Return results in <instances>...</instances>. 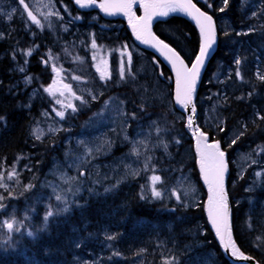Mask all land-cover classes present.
<instances>
[{"label":"trees","instance_id":"trees-1","mask_svg":"<svg viewBox=\"0 0 264 264\" xmlns=\"http://www.w3.org/2000/svg\"><path fill=\"white\" fill-rule=\"evenodd\" d=\"M194 1L214 17L218 30L216 51L207 64L194 94L200 112L198 120L210 140L219 141L221 150L226 152L229 168L227 191L232 207L234 238L244 253L264 264V187L246 191L250 170L247 169L241 174L236 164L240 152L259 151V154H264V120L257 116V113L264 116V81L255 74L258 69L260 75H264V0H257L262 7V14L255 16L244 10L241 0H230L224 12L219 11L223 6L222 0ZM56 2L67 18H106L95 8L89 11L79 10L72 0ZM208 3L212 4V8L206 7ZM135 10L137 14L140 13L139 7ZM115 21L122 26L118 33L120 36L111 33L110 41L105 42L101 36L96 37L95 41H99L103 46L106 44L104 47L107 48L134 47V40L125 23L121 19ZM249 29L254 31L249 32ZM23 31L24 23L20 22L14 31L0 37V117L4 118L0 120V172L18 166L15 190L19 192H15L17 195L14 193L17 198L12 199V202H15L19 209H15L7 199L4 203L21 221L14 226L19 227L20 232L0 235V264H162L165 256L170 253L175 254L177 258L175 264H199L196 258L199 256L203 259L209 253L214 258L213 264H232L224 256L207 222L204 210L207 194L196 164L191 128L181 117V112L175 111L173 105L148 106L139 98L138 89L127 82L105 88L110 89L109 95L116 94L121 100H127V112L131 115L135 113L134 117L140 120L137 126L143 124V127L147 128L149 122L153 121L162 138L164 136L166 149L154 148L148 161L150 170L161 177L156 187H168L174 177V172L169 174V171L188 169L198 192L197 203L185 205L175 199L174 203L159 198L150 200L144 186V174H139L128 180L113 183L108 188L97 185L94 189H85L70 200L69 213L57 214L47 222L43 220L46 210H43L40 204H30L39 212H33L29 222L21 219L23 209H26L24 207L30 206L29 203L36 193L34 189L25 190L26 184L39 186L36 178L46 173L53 156L60 153V136H64V130L61 129L56 142L58 145H50L47 139L41 143L30 142V136L33 135L31 130L34 128L33 119L44 102L33 98L35 100L29 108L28 95L25 97L17 87L20 83L22 89H29L21 83L22 80L19 81L21 74L15 69L17 64H24L27 58L23 53L32 45V41L24 44L26 36ZM154 32L176 47L189 64L199 50L198 29L183 15L170 14L169 18L161 19V22L155 23ZM245 32L248 34L237 35ZM89 38H92V34ZM43 39L49 42L52 37L48 32H44ZM71 46L75 52H82L80 48L77 50V47ZM237 46L240 47L234 51ZM66 48L68 53V46ZM145 52L150 60L159 61L153 69L158 67V77L164 81L166 91L173 101L171 71L155 54ZM40 55L38 52L31 56L27 68L33 73L35 84L43 87L50 81L52 71L39 61ZM42 56L47 58L44 54ZM237 58L242 61L239 65V78L235 75L237 65L234 60ZM228 70L231 72L224 76L225 81L220 82L214 78ZM145 82L146 80L143 82L144 86ZM139 84L142 83H138L140 87ZM214 92L221 97V122L215 128H210L201 122V103ZM222 92L225 94L220 96ZM129 105L143 106V109L133 107L131 111ZM41 115L42 113L39 117ZM129 120L132 118L129 117ZM68 127L69 124H66L65 129ZM221 128L224 130L221 131ZM238 132H244V135L229 147L232 140L240 135ZM36 150L41 157L38 160L33 154ZM29 157L36 159L35 163L29 164ZM24 162H27L28 167ZM105 189L111 191L105 192ZM6 193L5 198L8 197V192ZM141 195L145 199H140ZM78 204L85 206L76 207ZM7 207L5 209H8ZM1 211L0 218L5 213ZM29 232L32 235H28ZM110 236L114 238L109 239Z\"/></svg>","mask_w":264,"mask_h":264},{"label":"rangeland","instance_id":"rangeland-1","mask_svg":"<svg viewBox=\"0 0 264 264\" xmlns=\"http://www.w3.org/2000/svg\"><path fill=\"white\" fill-rule=\"evenodd\" d=\"M26 2H28L32 10L41 20L43 28L31 24L28 21L26 14L16 0H0V37H4V35L14 31L15 26L19 24L20 21L23 22L25 30L29 32V37L24 39V44L27 45L31 40L33 42V47L31 48L33 49V52L38 51L39 54L43 53L47 57L50 64L55 65L57 69L62 71L63 75L60 79L61 82H58V86H62V84L71 85L72 91L75 92L77 96H82L85 100L91 98L92 95H99L102 93L101 98L93 101L94 104H90L92 111L89 113L86 112V115H84L81 112L84 110L88 111L87 109H90V107L86 108L81 105L80 101L72 99L67 92L64 97H60L59 94L53 97L44 91V89L52 83L53 79L58 80V76L53 72V70L50 73V81L42 88L38 89L35 87L32 89L30 88L34 79L32 75H28L26 68V72H19L21 75L24 74V76L20 79V81L22 80L21 83L29 87L28 94L24 92V89H21L25 97L28 95L27 104H29L33 98H39L43 95V98L40 99V102H44L40 109L42 115L40 117L39 115L37 116V120L35 121L33 128V136L35 138L40 137L39 139L49 138L50 145H52V142L54 143L56 140L58 141V132L61 129L64 130V136H60L62 138L60 143L61 147H59L60 153L53 156L46 173L36 178L39 186L34 185L33 188H30L35 189L36 187L37 190H34L36 193L33 195V200H31L29 204H42L46 211L51 205L53 211H55L56 206L61 204V202H57L54 199L56 194H61L65 196L68 201H70L75 195L82 193L85 189H94L97 185L104 186L103 188H108L113 183L128 180L134 176H138L139 174H144V186L146 193L149 195V199H155L151 196V188L153 185L150 178L152 175L159 174L150 170L148 161L150 152L154 148L166 149L164 136L162 138V135H160V132L153 121L149 122V126L147 128L143 127V124L138 127L137 125L139 122H136L134 126L136 127V130L135 128L134 130H129L130 127L128 124L129 117L127 110L122 107L123 105L121 103H118L113 99L109 101L107 100L111 95H109V92L106 91V88H104L105 86L102 85V83L105 84L108 81H102L100 78H97V83L94 82L89 71L92 69L97 72L96 64L105 60L109 50V54H113L115 52L118 54L120 53L119 61L121 59V54L123 53V58L126 62L128 52L127 48L124 49L118 46V48H104L103 44L99 43V41H96V44H98L97 47L92 48V40L100 35L96 34L95 29L93 31L90 29L91 32H88V34H92V38L89 40H80L78 36H83L80 31L82 28L76 30L74 27L76 24L72 23H81V21L75 19L72 22H67V16H65L63 11L60 9L56 0H26ZM241 2L244 10L248 13L255 12L256 15L262 14V7L257 0H241ZM49 3L51 10L59 12L60 16H53L48 19H44L42 15L36 13L35 10L37 8L40 9V12L48 11L44 5H48ZM13 7L17 8V11L12 13V19L9 20L7 14L11 13V9ZM30 27L33 29H30ZM5 31L7 32L5 33ZM84 31L87 32V29H84ZM44 32H48L52 37V40L49 42L44 41ZM107 37H110V35L108 34ZM71 45L77 47L75 48L77 50L78 48L86 45V50L84 49V53H78L73 50L74 48H72ZM100 45L103 47H100ZM66 46H68L69 49L68 53H66ZM134 47L137 48L136 46ZM239 47L240 46H237L234 51H237ZM34 48H36V51ZM113 48L116 49L114 50ZM139 51L141 52L140 49ZM86 53H88V56L90 57L88 63H85L83 57ZM93 56L96 57L95 60L93 59ZM150 63L151 60L149 57L143 54L141 61H138L137 66V71L142 76V80H138L136 82L137 85L135 84L133 86L138 89L139 98L144 104L154 103L155 106H158V104H164L166 107H171L174 105L172 103V98L169 96L166 91L165 84L161 83L162 80L159 79V77L152 81L151 86H147V82H145V86L143 85V82L148 76V72L149 76L157 73L156 69H151ZM128 69V65L125 63V78L122 81L120 77H118L119 70H116L113 67L111 79L109 81L115 80L114 82L116 84L123 82L130 84V81H133V79L130 80V78L134 76L135 71L132 69V65L130 69L131 71H128ZM128 72H130V74ZM131 72L133 74L132 77ZM257 73L258 72H256V76L258 77ZM258 74L260 75V73ZM114 75L116 77H114ZM25 77H31V83L26 84ZM75 77H79V79H75ZM139 82L142 83L139 84L141 85L140 87L138 86ZM97 85H100L101 87ZM19 86L22 88L20 83ZM141 87L144 89L142 90ZM224 94L225 92H222L220 96ZM208 97L201 103V122L206 127L215 128V126L221 122V97H219V95L215 92L210 95V98ZM56 99L64 100L65 104L71 100L72 103L76 104L78 112L73 114L71 110H67L65 118L61 119L56 115L57 111L62 110L61 105L56 104ZM105 100L108 102L107 104H105ZM103 102L104 105L102 106ZM101 107L103 111L101 110ZM132 109L133 106L131 110ZM122 110L125 111L123 112ZM180 114L187 122L189 116L184 111ZM199 114L200 112L198 108V116ZM75 117L76 119H74ZM66 124H69V127L65 129ZM235 130L239 131V129ZM131 133H134V135L132 136ZM56 145H58V143ZM56 148H58V146H56ZM89 149H91L90 152L88 151ZM37 152L38 150H36L34 154L35 158L38 160L41 157ZM258 152L259 151L240 152L238 153L236 159L238 171L241 174L247 169L250 170L248 174V189H250V191L256 187H264V154H259ZM24 165L28 167L27 162H24ZM17 168L18 166L16 168H9L5 172L1 171L4 175V183L8 185V188L0 189V195H4L6 191H13V189L15 190L17 188L15 185V181H18L17 175L13 177L11 181L8 180V172L15 171L17 173ZM81 171H83L84 175H80ZM173 172L174 177L170 180L168 187L164 189L157 188L162 193L159 199L165 200V202H173V199H175L176 202L183 203L185 205H193L197 203L198 192L190 171L188 169H180L178 171H169V174ZM257 172L260 173L259 176L256 175ZM134 173L139 174L134 175ZM173 192L180 196L179 200L176 199ZM15 197L17 198V196ZM5 199L9 198L6 197ZM31 207L32 206L28 208L25 207L27 209H23L25 214L21 215L22 220L29 222L32 213L36 212V209ZM5 211L6 214L4 213L1 219H10L14 216L15 219L18 220V217L14 215L13 211L10 212L9 208L5 209ZM7 233L8 231L6 228L4 230L3 228H0V235L6 236ZM171 256H175V254L170 253L165 256V258Z\"/></svg>","mask_w":264,"mask_h":264},{"label":"snow or ice","instance_id":"snow-or-ice-1","mask_svg":"<svg viewBox=\"0 0 264 264\" xmlns=\"http://www.w3.org/2000/svg\"><path fill=\"white\" fill-rule=\"evenodd\" d=\"M17 3L23 7L24 13L28 18V21L31 24H34L38 27L43 28L41 20L38 19L37 14H34V11L30 9L29 4L26 3V0H17ZM74 3L80 8H87L90 6H97L108 15L123 14L127 17L128 24L131 26L133 33L136 36V39L142 42L144 45L150 46L154 49L164 60L170 65L172 71L175 74V100L178 104L182 105L184 108H188L189 105H192L191 112L193 115H190L187 120V126L191 128L194 124V114L196 112L195 105L193 104V96L197 89V83L201 78L202 70L206 67V61L212 55V50L217 42V28L216 23L212 15L208 11L202 10L197 6V3L193 0H74ZM230 0H222V7L219 8L220 12H224L229 6ZM134 5H138L139 8L143 10L142 15H137L133 10ZM48 11L40 12V9L37 8L35 11L43 16L44 19H48L53 16H60V13L57 11H52L50 3L44 5ZM207 8H212V4H206ZM17 8L13 7L11 13H8V19H12V13H15ZM183 14L193 21L198 28L199 32V50L195 54L194 59L191 60L190 66L186 62L185 58L181 55V52L177 50L176 47H173L171 44L167 43L164 39H161L152 31V25L154 22H161L162 18H169L170 14ZM253 16L256 15L255 12L252 13ZM154 18H156L154 20ZM73 19H81V17L76 16ZM254 31L249 29V32ZM247 35L248 33H237V35ZM228 35V33H225ZM177 38V37H174ZM92 48H96L97 44L95 39L92 40ZM33 53V49H28L23 53L26 57H30ZM123 53L121 54V59L119 62V77L121 80L125 78V63H127L129 70L132 65V53H127V60L125 62L123 58ZM15 57V53H13ZM51 59V57H50ZM95 60L96 57L93 56ZM25 65H27L28 60L25 59ZM47 63V61H45ZM157 64L159 61L156 62ZM242 63L240 58L234 60V64L237 65L235 75L239 78L241 77V72L239 70V65ZM53 72L59 75L60 69H57L53 65ZM96 70L99 73V78L102 81H108L111 79V72L108 68L107 61H101L96 64ZM18 71L24 72L25 67H18ZM161 75L163 73L161 72ZM258 75V78L261 81H264V75ZM31 77H25V83H31ZM79 79V77H75ZM50 96L55 97L59 94L60 97H64L67 92L72 99L80 101L81 105L87 106L88 101L85 100L82 96H77L75 92L72 91L71 85L62 84L58 86V81L53 79L52 83L44 89ZM99 95H102L99 94ZM99 95H92L91 99L93 101L99 99ZM251 95V93H249ZM56 104L61 105V109L56 112V115L61 119L65 118L66 111L71 110L73 114L78 112L76 104L72 103L69 100L65 104L64 100L56 99ZM108 102L105 101V104ZM143 107V106H142ZM135 116V113L132 114ZM257 116L260 120H264V116H261L257 113ZM3 117H0V120H3ZM246 127V126H245ZM221 131L224 129L221 128ZM159 131V129H158ZM193 135L196 136V148L199 155V166L200 171L203 175V180L208 188V199H207V216L210 221L212 228L215 231V235L218 238V242L222 250L229 254L232 258H239L244 261L252 260L253 257L246 255L241 248L239 247L236 239L234 238L233 224L231 220V209L229 203V195L225 188V175L228 172V162L226 160V152L221 150L220 142L215 141L213 143H208V137L205 132H199V135H196V132H193ZM244 132H241L236 139H233L229 147L237 143V140L240 136H243ZM39 138V137H37ZM166 147V145H165ZM89 152L91 149L88 150ZM135 151V150H134ZM147 167V165H146ZM139 173H134L138 175ZM17 173L15 171L8 172V180L11 181ZM80 175H84L81 171ZM257 176L260 175L259 172L256 173ZM243 178V177H241ZM152 188L151 196L153 198H160L162 193L155 186L157 182L161 181L159 175L151 176ZM118 186V184L116 185ZM34 185H27L25 190L33 188ZM8 185L4 183V175L0 172V189H7ZM250 190V189H246ZM111 191V189H105V192ZM173 195H176L173 192ZM8 198L15 199L11 190L8 191ZM54 199L57 202H61L60 205L56 206V210L53 211L52 206L50 205L46 214L43 217L45 222L48 221L50 217H53L57 214L69 213L71 211L70 201L66 199L65 196L61 194H56ZM140 199H145L143 195L140 196ZM176 199L179 200L180 196L176 195ZM5 200L4 195H0V210L5 209L7 206L3 201ZM85 205H76V207H84ZM21 221H18L13 216L10 219H0V228H6L9 233L16 231L20 232L19 227H14L18 225ZM28 235H32L31 232ZM114 237H109L113 239ZM199 264H213V259L209 253L207 256L197 257L196 258ZM176 257L171 256L164 258L162 264H175ZM258 264V262H257Z\"/></svg>","mask_w":264,"mask_h":264},{"label":"bare ground","instance_id":"bare-ground-1","mask_svg":"<svg viewBox=\"0 0 264 264\" xmlns=\"http://www.w3.org/2000/svg\"><path fill=\"white\" fill-rule=\"evenodd\" d=\"M194 1V0H193ZM73 2V1H72ZM195 2V1H194ZM74 3V2H73ZM195 3H197V2H195ZM242 3V2H241ZM75 5V4H74ZM197 6L198 7H200L198 4H197ZM201 8V7H200ZM202 9V8H201ZM90 10V9H89ZM88 10V11H89ZM210 14V13H209ZM66 16V15H65ZM214 18V17H213ZM91 19V18H90ZM74 19L73 18H67V22H72ZM83 20H85V18H83L82 20H81V23L82 24H89V22H87V21H85V22H83ZM91 20H93V19H91ZM95 21V20H94ZM21 22V21H20ZM72 24H76V26H79L77 23H72ZM81 24V25H82ZM216 27H217V25H216ZM12 28V27H11ZM25 28V27H24ZM90 29H91V31H92V29L94 30L95 28L93 27V26H90L89 27ZM108 28H112V27H108ZM90 29H89V32H91L90 31ZM13 30V29H12ZM29 30V29H28ZM112 30V29H111ZM110 31V30H109ZM100 32V31H99ZM103 32V31H102ZM104 33H107V32H104ZM109 33V32H108ZM116 33V32H115ZM114 33V34H115ZM217 33H218V30H217ZM83 34V36H78V38L80 39V40H84V39H87V38H89V34H88V32H86V33H82ZM23 35H25L24 33H23ZM94 35V34H93ZM110 36H111V34H109ZM112 35H113V33H112ZM30 36H32V35H30ZM108 36V35H107ZM76 37V36H75ZM93 37H95V36H93ZM100 38H102L105 42H107L108 40L110 41V37H105V36H102V37H100ZM90 39V38H89ZM89 39H87V40H89ZM96 39V38H95ZM79 40V41H80ZM86 40V41H87ZM31 41V40H30ZM29 41V42H30ZM101 41V40H100ZM102 42V41H101ZM98 43V42H97ZM100 43V42H99ZM110 44V43H109ZM45 45V44H44ZM83 45H84V43H83ZM98 45V44H97ZM106 45V44H105ZM104 45V46H105ZM86 46V45H85ZM84 46V47H85ZM102 45H100V47H101ZM108 46V45H107ZM110 46V45H109ZM33 47V42H32V45H31V48ZM103 47V46H102ZM119 47V46H118ZM118 47H116V48H118ZM104 48H107V47H104ZM110 48H112V47H110ZM115 48V49H116ZM121 48V47H120ZM119 48V49H120ZM30 49V48H29ZM60 49V48H59ZM79 49V48H78ZM81 49V51L83 52L84 51V48H80ZM118 49V50H119ZM125 49V48H124ZM134 49V48H133ZM135 49H138V48H135ZM86 50V49H85ZM107 50V49H106ZM109 50V49H108ZM110 51V50H109ZM109 51L107 52L108 54H109ZM123 51V50H122ZM144 51H146V50H141V52H138V53H140V55H139V59H138V61H141V58H142V56H143V54H145L146 56H147V54H146V52L144 53ZM42 52V51H41ZM119 52V51H118ZM136 52V51H135ZM149 52H152L153 54H155L161 61H162V63L163 64H165V62H164V60H163V58L156 52V51H153V50H151V51H149ZM84 53V52H83ZM41 55L38 57L39 58V61H41V62H45V61H47V62H49L48 60H47V58H44L43 56H42V54L43 53H40ZM120 54V53H119ZM118 54V55H119ZM137 54V53H136ZM110 55V54H109ZM116 55H117V53H116ZM118 55H117V57H118ZM111 56V55H110ZM26 57V56H25ZM84 57V60H85V63H88L89 62V56H88V53H86L85 54V56H83ZM148 57V56H147ZM213 57V56H212ZM212 57H211V59H212ZM27 58V57H26ZM147 59V58H146ZM210 59V60H211ZM209 60V61H210ZM25 61V60H24ZM23 61V62H24ZM106 61H109V59L108 60H106ZM18 62V61H17ZM119 59H113V67H114V69H116V70H119ZM157 62V60L156 59H152L151 60V63H150V66H151V69H153V67H155L156 66V63ZM187 62V61H186ZM19 63V62H18ZM209 63V62H208ZM28 64V63H27ZM49 64H50V62H49ZM109 64V63H108ZM133 64H134V62H133ZM23 66L25 65V63L24 64H22ZM21 65V66H22ZM135 65V64H134ZM166 65V64H165ZM167 66V65H166ZM189 66H190V64H189ZM27 67V66H26ZM168 67V66H167ZM207 67V66H206ZM133 68V67H132ZM169 68V67H168ZM17 71H18V64H17V68H15ZM156 70H157V73H155V74H157V76H155V77H158V67L157 68H155ZM206 69V68H205ZM170 70V69H169ZM126 71V70H125ZM128 71H129V69H128ZM131 71V70H130ZM136 72L135 73H137L136 75H137V79L138 80H142V76L139 74V72L137 71V70H135ZM171 71V70H170ZM20 71H18V73H19ZM26 72V71H25ZM110 72H112V71H110ZM205 72V71H204ZM230 70H228V71H226V72H224L221 76H216V77H214V78H217V79H219L220 80V82L221 81H223L224 80V76H228L229 74H230ZM256 72H258V69H256V71H255V74H256ZM27 73H29L30 75H32L33 76V79H34V75H33V73L31 72V71H29L28 69H27ZM116 73V72H115ZM129 74H130V72H128ZM172 73V76H173V90H174V84H175V76H174V74H173V72H171ZM259 73V72H258ZM28 74V75H29ZM112 74V73H111ZM119 74V73H118ZM128 74V75H129ZM131 74H132V72H131ZM204 74V73H203ZM92 75V74H91ZM99 75V74H98ZM97 75V76H98ZM117 75V74H116ZM127 76V75H126ZM130 76V75H129ZM128 76V77H129ZM133 76V74L131 75V77ZM152 76V75H151ZM151 76H149V72H148V76H147V78L145 79L146 80V82H147V86H150L149 84H148V81H150V83L152 82V81H154V79L155 78H153L152 79V77ZM92 78H93V80H94V82H96L97 83V80L99 79V76H98V79L97 78H95V77H93V75L91 76ZM116 77V76H115ZM118 77H119V75H118ZM134 78H135V76H134ZM20 77H19V81H20ZM51 79V78H50ZM97 79V80H96ZM119 79V78H118ZM157 79V78H156ZM120 80V79H119ZM128 80H129V78H128ZM130 80H132L131 78H130ZM138 80H136L135 82H137ZM162 80V79H161ZM100 81V80H99ZM99 81H98V83H99ZM113 81H115V80H113ZM123 81V80H122ZM215 81V80H214ZM225 81V80H224ZM102 82V81H101ZM108 82L110 83V81L108 80ZM117 82V81H116ZM130 82H132V81H130ZM219 82V81H218ZM34 83V84H33ZM33 83H32V86H31V89L32 88H42V87H40L39 85H37V84H35V80L33 81ZM84 83V82H83ZM86 83V82H85ZM124 83V82H123ZM134 83V82H133ZM162 84H164V81L162 80V82H161ZM103 84V83H102ZM108 84V83H107ZM111 84V83H110ZM106 85V84H105ZM109 85V84H108ZM115 85V84H114ZM121 85V84H120ZM130 85H132L133 86V84H130ZM152 85V84H151ZM97 86H100V85H97ZM107 86V85H106ZM109 86H111V85H109ZM17 87L19 88V91L21 92V93H23V91L21 90L22 88H20V86H19V84L17 85ZM101 87V86H100ZM99 87V88H100ZM114 87V86H113ZM199 87V86H198ZM94 88V87H93ZM102 88H103V86H102ZM105 88V87H104ZM120 88V87H119ZM198 89V88H197ZM28 91H29V89H27V91H24V92H26L27 94H28ZM106 91L107 92H110V89H106ZM112 91V90H111ZM197 91V90H196ZM196 93V92H195ZM104 94H105V92H104ZM111 95V94H110ZM173 96V95H172ZM102 97V95H99V98H101ZM40 98V97H39ZM43 98V97H42ZM35 99L36 100H38V98L37 97H35ZM35 99H32L31 100V102H33ZM115 100V101H117V102H119L120 101V97H118V95H116V94H114V96H110L107 100ZM122 100H124V99H122ZM38 101H40V99L38 100ZM47 101V100H46ZM45 101V102H46ZM87 101H88V105L86 106V108L87 107H90V104H94L93 103V100L91 99V98H89V99H87ZM96 101V100H95ZM106 101V100H105ZM104 101V102H105ZM127 101V100H126ZM31 102L28 104V107L30 108L31 107ZM104 102H103V104H102V106L104 105ZM114 103H116V102H114ZM134 103H137V102H134ZM173 104H174V102H172ZM194 105H195V108H196V112H195V119H196V123H197V125H198V127H197V129L198 128H201V126H200V121L198 120V103L195 101V99H194ZM124 106V105H123ZM122 106V107H123ZM130 107V110H131V108H132V105H129ZM152 106H154V103L152 104ZM174 106V105H173ZM125 107V106H124ZM134 107V106H133ZM146 108L148 107V106H145ZM175 107V106H174ZM103 108H105V107H103ZM128 108V107H127ZM88 111H86V110H84L83 112H81V113H83L84 115H86V112L87 113H89L90 111H92V109H91V107H90V109H87ZM101 110H102V107H101ZM178 109H175V111L176 112H183L182 110H178ZM42 111H44V110H42ZM80 111V110H79ZM103 111V110H102ZM123 112L125 111V110H122ZM129 111V110H128ZM132 111V110H131ZM100 112V111H99ZM136 112V111H135ZM42 112H41V110L38 112V114L35 116V118L33 119V124L35 123V121L37 120V116L38 115H40ZM95 113H97V112H95ZM102 113V112H101ZM129 114V117H131L132 118V120L131 121H128V124H129V127H130V129H132V130H134V128H132L131 127V125H130V123H135V121L136 122H140V120L137 118V117H132V115L130 114V113H128ZM83 115V116H84ZM80 117H82V116H80ZM127 118V117H126ZM74 119H76V117L74 118ZM128 119V118H127ZM73 124V123H72ZM32 127H33V125H32ZM33 129V128H32ZM202 129V128H201ZM203 130V129H202ZM33 130H31V132H32ZM204 131V130H203ZM206 133V132H205ZM238 133H240V132H238ZM207 134V133H206ZM32 135V134H31ZM36 137H37V135H36ZM63 137V136H62ZM191 137H192V132H191ZM30 138H31V140H30V142L31 143H33V142H36V143H41L42 141H46L45 139L44 140H42V139H39V138H35L33 135L32 136H30ZM47 142H49L50 143V140L49 139H47ZM56 142H58L57 140L53 143L52 142V144H56ZM36 145V144H35ZM38 145V144H37ZM194 149V148H193ZM195 153V152H194ZM33 154H34V152H33ZM34 157V156H33ZM33 157H32V159L29 157L28 159H27V161H28V163L29 164H31V163H35V160L33 159ZM195 157H196V155H195ZM40 159V158H39ZM32 161V162H31ZM50 163V162H49ZM197 164V163H196ZM228 173H229V168H228ZM200 175V174H199ZM227 179H228V176H227V178H226V180H225V188H226V191H227ZM201 180V179H200ZM29 183H27L26 184V186L28 185ZM31 185H34L33 183H31ZM204 187V186H203ZM14 190V189H13ZM35 191L37 190L36 188L34 189ZM27 191H29V189L27 190ZM4 192V191H3ZM7 192V191H6ZM13 192V191H12ZM17 193V192H19V191H14L13 192V196H14V193ZM228 192V191H227ZM15 193V194H16ZM27 193V192H26ZM7 194V193H6ZM18 194V193H17ZM16 194V195H17ZM31 194V193H30ZM34 194V193H33ZM206 194H207V196H208V193H207V191H206ZM20 196H22V194L20 195ZM176 196V195H175ZM207 196H206V199H207ZM29 197V196H28ZM30 197H32V196H30ZM19 198V197H18ZM206 199H205V201H204V204H205V202H206ZM14 200V199H13ZM16 200H18V199H16ZM7 201H9V203L10 204H13L14 205V207H16V209L18 210L19 209V207L15 204V202L13 203L12 202V199H7ZM4 202V201H3ZM17 202V201H16ZM35 203V202H34ZM174 203V202H173ZM229 203H230V209H231V220H232V207H231V202H230V199H229ZM26 205H27V203H26ZM30 205V204H29ZM33 205V204H32ZM41 206H42V204H40ZM22 205H20V207H21ZM24 206H25V204H24ZM31 206V205H30ZM30 206H28V207H30ZM37 206V205H36ZM43 207V206H42ZM8 208V207H7ZM25 208V207H24ZM32 208V207H31ZM27 209V208H26ZM35 209H36V207H35ZM38 210V209H37ZM43 210H44V208H43ZM205 210V209H204ZM2 211H4V210H2ZM1 211V212H2ZM7 211V210H6ZM6 211H4V212H6ZM24 211V210H23ZM37 212H39V211H37ZM36 212V214H38ZM6 214V213H5ZM24 214V213H23ZM1 215H3V214H1ZM17 216V215H16ZM3 217V216H2ZM25 217V216H24ZM1 219V218H0ZM235 237V236H234ZM246 254V253H245ZM247 255H249V254H247ZM251 256V255H250ZM254 258V257H253ZM229 259V258H228ZM255 259V258H254ZM230 260V259H229ZM231 261V260H230ZM259 263V262H258ZM233 264V263H232ZM260 264V263H259Z\"/></svg>","mask_w":264,"mask_h":264},{"label":"water","instance_id":"water-1","mask_svg":"<svg viewBox=\"0 0 264 264\" xmlns=\"http://www.w3.org/2000/svg\"><path fill=\"white\" fill-rule=\"evenodd\" d=\"M73 2H74V0H72ZM194 2V1H193ZM27 3V2H26ZM98 3H99V0H98ZM75 4V3H74ZM75 6L79 9V10H81V11H88L89 9H91V8H95V9H97L98 10V12L103 16V17H106V18H112V19H121L124 23H125V26H126V28L128 29V31L130 32V34L132 35V38H133V40H134V43L136 44V46L137 47H139L140 49H142V50H146V51H151V50H153V51H155L154 49H152L150 46H147V45H144L142 42H140V41H138L137 39H136V36H135V34L133 33V31H132V29H131V26L128 24V20H127V17H125L123 14H116V15H108V14H106V13H104L99 7H98V5L97 6H90V7H87V8H80L78 5H76L75 4ZM22 7V6H21ZM30 7V6H29ZM136 7H139L138 5H134V7H133V10L136 12ZM22 9H23V7H22ZM30 9H31V7H30ZM140 9V13L139 14H137V12H136V14L137 15H142L143 14V10L141 9V8H139ZM203 10V9H202ZM205 11V10H204ZM26 14V13H25ZM35 14V13H34ZM178 14V13H177ZM179 15H183V14H179ZM211 15V14H210ZM184 16V15H183ZM186 17V16H185ZM188 18V17H187ZM156 18H154V20H155ZM163 19V18H162ZM190 19V18H189ZM191 20V19H190ZM214 21H215V19H214ZM193 22V21H192ZM155 23L156 22H154L153 23V25H152V31L154 32V25H155ZM194 23V22H193ZM215 23H216V21H215ZM195 24V23H194ZM217 28V27H216ZM198 29V28H197ZM155 33V32H154ZM217 40H218V33H217ZM216 48H217V42H216V45L214 46V49L212 50V55L210 56V58H208V60L206 61V66H207V64H208V62H209V60L211 59V57L214 55V53H215V51H216ZM159 54V53H158ZM163 58V57H162ZM163 60H164V58H163ZM164 62H165V64L169 67V69L171 70V72H173L172 71V69H171V67H170V65L164 60ZM44 64H45V62H44ZM206 68V67H205ZM204 71H205V69H203L202 70V74H201V78H200V80L198 81V83H197V88H198V86H199V84H200V82H201V79H202V76H203V73H204ZM57 74V73H56ZM173 74H174V72H173ZM174 76H175V74H174ZM197 90V89H196ZM173 102H174V106H175V108L176 109H178V110H182V111H184L188 116H190V115H193V113L191 112V108H192V105H189L188 106V108L186 109V108H184L182 105H180V104H178L177 102H176V100H175V84H174V90H173ZM193 104H194V96H193ZM197 127H198V125H197V123H196V119H195V114H194V124H193V126L191 127V132H192V139H193V148H194V152H195V155H196V163H197V168H198V171H199V174H200V179H201V183H202V185L204 186V188H205V190L207 191V193H208V188H207V185H206V183L204 182V180H203V175H202V173H201V171H200V166H199V155H198V152H197V148H196V136H194L193 135V132L195 131L196 132V135L198 136L199 135V132H204L201 128H198L197 129ZM207 137H208V140H207V142L208 143H213V142H215V141H212V140H210V138H209V136H208V134H207ZM227 176H228V172L226 173V175H225V180H226V178H227ZM207 199H208V196H207ZM207 199H206V202H205V204H204V209H205V214H206V218H207V222H208V225H209V227H210V229L213 231V233H214V235H215V231H214V229L212 228V225H211V223H210V221L208 220V216H207ZM215 238H216V240H217V242H218V238L216 237V235H215ZM219 243V242H218ZM219 246H220V244H219ZM220 248H221V246H220ZM221 250H222V248H221ZM223 251V250H222ZM223 253H224V256L226 257V258H229L230 260H231V262L233 263V264H257V260L256 259H252V260H248V261H244V260H242V259H239V258H232L229 254H226L224 251H223ZM247 255V254H246ZM250 256V255H249ZM252 257V256H251ZM259 264V263H258Z\"/></svg>","mask_w":264,"mask_h":264},{"label":"flooded vegetation","instance_id":"flooded-vegetation-1","mask_svg":"<svg viewBox=\"0 0 264 264\" xmlns=\"http://www.w3.org/2000/svg\"><path fill=\"white\" fill-rule=\"evenodd\" d=\"M39 19V18H38ZM83 18H81V19H79L80 21L82 20ZM91 19H93V20H91ZM85 18V20L87 21V22H89V24H82V23H80V22H77L78 23V25L79 26H74L75 27V29L76 30H78V29H80V28H82L80 31L82 32V33H86L85 31H84V29H87V32H89V27L90 26H93L94 28H95V32H96V34L97 35H100V36H105V37H107V35L108 34H110V33H115V35H117L118 37L120 36V34H118V33H120V31H121V25H118L117 23H116V19H112V18ZM95 20V21H94ZM82 24V25H81ZM112 27V28H108V27ZM30 29H33L32 27H30ZM112 29V30H111ZM110 30V31H109ZM100 31V32H99ZM103 31V32H102ZM24 33H25V36H26V38L27 37H29V32H27V30H25V28H24V31H23ZM104 32H109L108 34L107 33H104ZM30 39V38H29ZM37 42V41H36ZM36 42H34V43H36ZM35 45V44H34ZM80 48H84V49H86V47H84V46H82V47H80ZM134 48V49H133ZM39 49V48H38ZM34 50L36 51V48H34ZM128 50V52H131L132 53V69L135 71V70H137V66H138V59L140 58L139 57V55H140V53H138V52H140L139 51V49H135V47H132L131 49H127ZM136 51V52H135ZM127 52V53H128ZM116 53L117 52H115V53H113V54H108L107 55V57L105 58V60L104 61H106V60H108L109 59V61H107L109 64H108V68H109V71H112V69H113V59H119V55H118V53H117V55H118V57H117V55H116ZM137 53V54H136ZM36 54H38V51L37 52H33L32 53V55L31 56H33V55H36ZM31 56L30 57H27V59H28V64L27 65H24V67L26 68V69H28L27 67H28V65H29V61H30V58H31ZM133 62H134V64H133ZM43 63V62H42ZM27 66V67H26ZM44 67H49L50 69H51V71H52V69H53V65L52 64H49L48 62L47 63H45L44 65H43ZM90 71V73L93 75V77H95V78H98V74L99 73H97L96 71H94V70H92V69H90L89 70ZM136 72V71H135ZM134 72V76H135V78H134V76L131 78V79H133V81L132 82H130V84H133V85H137V83L135 82L136 80H138L137 79V73H135ZM55 73V72H54ZM29 74V73H28ZM56 74V73H55ZM90 74V76H92ZM57 75V74H56ZM62 71H60V73H59V75H57L58 76V82H61V78H62ZM98 75V76H97ZM22 76H24V74H22L21 75V77ZM114 77H115V75H114ZM152 79L153 78H155V74H153L152 76ZM134 82V83H133ZM109 85H111V86H114V84L116 85V83L113 81V80H111L110 81V83L109 82H106L105 84L107 85V86H109ZM105 84H102V85H104L105 87H106V85ZM41 96V95H40ZM43 97V95L40 97V98H38V99H41ZM109 101V100H108ZM122 101H124V102H122ZM118 103H121L122 105H124L123 107L125 108V110H127V106H126V101L125 100H121L120 99V101L118 102ZM152 104L153 103H147V105L148 106H152ZM134 108H136V109H143L142 108V106H138V105H135L134 106ZM130 121V120H129ZM135 123H136V121H135ZM135 123H134V126H135ZM140 123V122H139ZM130 125H131V127H133V122L132 123H130ZM139 127V126H138ZM135 128V130H136V127H134ZM129 130H131V129H129ZM131 135L133 136L134 135V133H131ZM45 139H49V138H45ZM42 140H44V139H42Z\"/></svg>","mask_w":264,"mask_h":264}]
</instances>
